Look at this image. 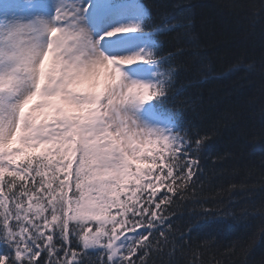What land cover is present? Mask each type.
<instances>
[{
	"label": "snow or ice",
	"instance_id": "snow-or-ice-1",
	"mask_svg": "<svg viewBox=\"0 0 264 264\" xmlns=\"http://www.w3.org/2000/svg\"><path fill=\"white\" fill-rule=\"evenodd\" d=\"M147 18L141 0H0V264L161 250L162 206L210 136L165 107L155 35L178 25L147 32Z\"/></svg>",
	"mask_w": 264,
	"mask_h": 264
},
{
	"label": "trees",
	"instance_id": "trees-1",
	"mask_svg": "<svg viewBox=\"0 0 264 264\" xmlns=\"http://www.w3.org/2000/svg\"><path fill=\"white\" fill-rule=\"evenodd\" d=\"M141 2L145 31L178 25L155 35L173 73L165 107L210 136L146 264H264V0Z\"/></svg>",
	"mask_w": 264,
	"mask_h": 264
},
{
	"label": "rangeland",
	"instance_id": "rangeland-1",
	"mask_svg": "<svg viewBox=\"0 0 264 264\" xmlns=\"http://www.w3.org/2000/svg\"><path fill=\"white\" fill-rule=\"evenodd\" d=\"M134 51H135V49H127V50H126V53H127V54H132Z\"/></svg>",
	"mask_w": 264,
	"mask_h": 264
}]
</instances>
